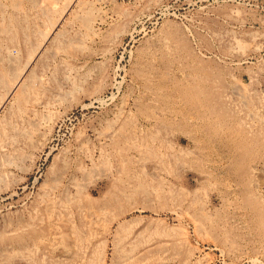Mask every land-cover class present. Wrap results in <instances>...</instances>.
<instances>
[{
    "label": "rangeland",
    "instance_id": "1",
    "mask_svg": "<svg viewBox=\"0 0 264 264\" xmlns=\"http://www.w3.org/2000/svg\"><path fill=\"white\" fill-rule=\"evenodd\" d=\"M0 79V264H264V0H0Z\"/></svg>",
    "mask_w": 264,
    "mask_h": 264
},
{
    "label": "bare ground",
    "instance_id": "2",
    "mask_svg": "<svg viewBox=\"0 0 264 264\" xmlns=\"http://www.w3.org/2000/svg\"><path fill=\"white\" fill-rule=\"evenodd\" d=\"M12 75H13V74H12ZM5 76H6V74H5ZM5 78H6V77H5ZM5 78H4V79H5ZM4 79H0V80H3V82H4ZM6 79H7V78H6ZM9 79H10V78H9ZM11 79H13V78H11ZM13 80H15V78H14ZM5 81H6V80H5ZM19 96H20V95H19ZM242 160H243V163H242V164H246V163H245V157H243ZM242 192H243V191H242ZM154 212H157V211H154ZM144 221H145V219H144ZM136 223H137V222H136ZM64 240H65V239H64Z\"/></svg>",
    "mask_w": 264,
    "mask_h": 264
}]
</instances>
